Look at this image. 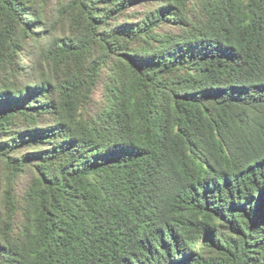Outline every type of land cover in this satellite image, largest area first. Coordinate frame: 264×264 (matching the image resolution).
Wrapping results in <instances>:
<instances>
[{
    "label": "trees",
    "instance_id": "1",
    "mask_svg": "<svg viewBox=\"0 0 264 264\" xmlns=\"http://www.w3.org/2000/svg\"><path fill=\"white\" fill-rule=\"evenodd\" d=\"M0 264H264V0H0Z\"/></svg>",
    "mask_w": 264,
    "mask_h": 264
}]
</instances>
